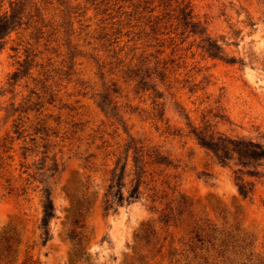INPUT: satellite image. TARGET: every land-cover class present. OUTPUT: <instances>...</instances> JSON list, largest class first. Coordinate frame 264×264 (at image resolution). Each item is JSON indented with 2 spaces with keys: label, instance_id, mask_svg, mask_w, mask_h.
<instances>
[{
  "label": "rangeland",
  "instance_id": "obj_1",
  "mask_svg": "<svg viewBox=\"0 0 264 264\" xmlns=\"http://www.w3.org/2000/svg\"><path fill=\"white\" fill-rule=\"evenodd\" d=\"M28 1L36 27L23 23L0 41V241L11 237L13 263L127 264L142 256L144 264H196L206 255L214 264L213 250L193 243L190 229L195 222L218 229L237 226L253 251L263 254L264 175L244 174L254 185L242 195L231 168L216 163L185 133L184 116L197 123L206 115L227 134L264 143V0H191L195 16L206 21L207 33L222 44L224 56L235 57V62L209 56L197 45L200 37L186 33L184 40H177L182 49L172 55V44L163 35L160 44L138 38L128 32L137 28L128 26L111 38L117 42L103 46L98 25L102 13H96L88 0ZM2 3L8 6V0ZM26 41L31 44L28 49ZM144 47L154 54L164 49L158 54L161 59L181 52L186 55V62L176 59L180 65L171 66L165 82L158 84L164 100L163 120L146 117L141 108H149L150 99L122 82L118 113L106 117L93 92L103 80L120 75L109 63L115 59L113 54L128 59ZM27 52H31L32 66L9 84L8 76ZM43 69H48V75ZM38 117L56 130L48 135L35 132ZM165 120L170 132L165 130ZM18 122L22 125L16 129ZM178 127L184 130L181 135L171 133ZM128 135L158 147L171 163L147 166L155 170L157 179L142 188L138 199L104 214L101 199L108 182L104 171L113 160L108 152ZM22 161L30 165L40 161L44 169L54 161L58 164L52 176L48 175L52 169L45 170L54 215L44 243L38 226L41 184L27 173H32L33 164L22 171ZM151 185L159 196L154 201ZM180 194L189 203V213L181 218L174 213V220L165 221L168 199L174 204ZM77 218L86 225L79 249L67 236ZM148 229L154 235L145 242L142 235Z\"/></svg>",
  "mask_w": 264,
  "mask_h": 264
},
{
  "label": "trees",
  "instance_id": "obj_2",
  "mask_svg": "<svg viewBox=\"0 0 264 264\" xmlns=\"http://www.w3.org/2000/svg\"><path fill=\"white\" fill-rule=\"evenodd\" d=\"M88 1L94 4L93 9L97 11L96 13H102L98 25L102 29L104 39H99L101 41L100 45L108 46L117 42L119 39L111 38H117L122 33V27L128 26L137 28L136 31L131 30L128 32H134L138 38H152L156 42L161 41L160 44H163L164 39H168L169 44H172V50L169 55H172L175 50L182 49L178 46L181 41L177 40L178 38L184 40L182 37L186 33V36L189 34L199 36L200 39L197 45L209 56L219 57L229 62L236 61L233 56H224L222 44L207 33L206 21H202L195 16L191 0ZM80 6L77 3L76 7L79 8ZM86 8L84 5L83 11ZM31 11L32 4L28 0H8L7 7L3 6L2 0H0V41L9 36L12 31L20 28L23 23L25 27L30 25L31 27H36L37 19H31L33 16ZM161 35L166 38H161V40ZM3 43H5V40ZM26 43L29 45L26 46L27 49L31 47L30 42L26 41ZM163 50L156 49L154 54L147 52L146 47H144L138 55L128 59H125L126 56L119 57L115 55L116 52L113 54L115 59L109 63L113 64L111 69H117L120 75L116 78L103 80L100 87L93 92L97 106L106 117H111L118 113L117 97L122 91V86L119 84V82H122L126 84L125 86L132 84L131 89L135 94H145L150 99L149 108H141L147 113L146 117L154 121L163 120L164 100H162L163 93L162 90H159L158 84L165 82L167 70L176 63L179 66L181 58L183 63L186 62V55L182 54V52L177 57L168 56L161 59L158 54L163 52ZM29 54L31 52H27L22 60L17 61V67L8 76L7 82L9 84H12V80H15L20 74L29 71L32 66V57ZM32 55L35 54L32 53ZM178 58L179 60L176 61ZM47 71L48 69H43V74L48 75ZM51 96H53L52 92H50ZM214 116L222 118L218 114H214ZM184 117L186 118L185 126L187 127L185 133L194 137L197 143L210 153L216 163L231 168L239 192L246 196L252 190L254 180L244 179V174L254 177L264 175V143L243 135L227 134L216 127V122L211 123L210 118L206 117V115H202L197 123L193 122L187 114ZM164 122L166 124L165 130L170 132L167 120ZM15 125L16 129H18L22 124L18 122ZM71 125L77 126V123L73 122ZM33 129L35 132L48 135L49 131L54 128L47 124L43 117H38ZM183 131L181 127H178L172 129L171 133L181 135ZM9 148L10 146L5 150ZM109 153H111L110 156L113 160L112 164L104 171L108 180L101 199V207L104 214L110 211L115 212L119 206H126L138 199L144 191L142 188H145L149 181L157 179L153 178V171L155 170H148L149 167L147 166L155 167L160 164L167 166L171 163L167 154L161 149L156 146H146L132 135H128L123 143L117 144ZM22 156L25 158L24 154ZM32 164V173L31 171L27 173L41 184L39 191L42 212L38 226L41 229V241L44 243L49 237V220L54 215L51 187L46 177H44L45 170L52 169V172L48 174L52 176L57 171L58 164L54 161L51 167L44 169V166L39 165L41 164L40 161H37V163L33 162L31 165L22 161L21 167H24L22 171L30 170ZM147 174L150 176L148 181H146ZM149 188L152 189L151 199L153 201L157 200L159 197L157 196V189L154 185ZM22 189L25 191L24 186H22ZM166 195L164 193L160 196ZM161 200L159 199V201ZM171 200L172 198L168 199L166 204L168 211L163 213L165 221L170 218L174 220V213L179 218L183 214L189 213V210H187L189 203L186 202L181 194L174 204H172ZM163 209L165 210V206ZM173 210L175 211L173 212ZM74 224L76 227L67 232V236L79 249L86 236V225L83 218L75 219ZM190 231L192 232V238L195 240L193 242L194 245L202 247L204 244L208 250L209 248L213 250V260L211 261H214V264H264V253L254 252L251 241L239 231L237 226H234L233 229H218L205 222H195ZM152 235H154V230L148 229L142 235V238L145 242H149ZM14 252V243L11 237H4L0 241V264H14ZM81 258L82 255H80L79 259ZM202 258V261H198L196 264L213 263L208 261L206 255H203ZM16 264L25 263L21 261ZM127 264H144L143 258L138 256Z\"/></svg>",
  "mask_w": 264,
  "mask_h": 264
}]
</instances>
